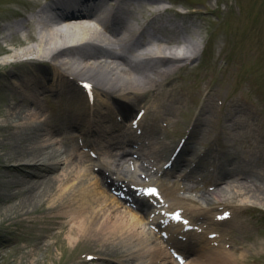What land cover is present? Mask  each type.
<instances>
[{
	"label": "bare ground",
	"instance_id": "1",
	"mask_svg": "<svg viewBox=\"0 0 264 264\" xmlns=\"http://www.w3.org/2000/svg\"><path fill=\"white\" fill-rule=\"evenodd\" d=\"M70 1L50 0L32 16L18 12L16 15L21 16L19 20L5 26L10 30V36L17 35L15 41H19V45L24 47L16 52H11L12 48L8 46L0 48V52H9L8 57L0 60V73L7 66L12 67L13 71L8 79L11 88L1 91L13 99L6 104L7 109L0 123V226L11 224L14 218H19V222L30 221L35 242L24 252L29 260L28 264H38L40 246H48L50 240L59 241L66 227L70 242L95 241L96 252L86 253L104 258L105 264H127L130 261L133 264H167L165 250L156 243L151 244L150 234L144 225L146 221L133 210L116 209L117 196L110 188L116 182L115 179L110 177L109 180V175L102 171V179L98 180L93 171L82 165V158L76 156L75 146L69 141L66 142L67 151L74 156L73 160H58L56 156L61 152L58 145L60 142L52 134L62 130L60 124L51 123L48 117L36 123L29 122L33 114L28 110L25 112L23 107L33 104L39 108L34 111L41 110L33 99L38 93L76 96L79 92L78 80L89 81L94 85L97 95L102 99L99 104L105 109L102 119L113 118L116 109H121L115 97L137 106L150 89L163 86L179 69L178 62L184 58L172 56L176 49L166 51L164 46L176 42L173 34L180 24L170 26L168 21H161L158 16L154 19L155 25L152 22L144 25L149 29L153 28V31L149 30L141 36H138L137 31L121 35L114 27L99 24L94 17L64 19ZM95 1H99L108 12L121 14L128 10L124 0ZM160 3L161 0H148L144 7L146 15L149 9L153 10L152 7ZM61 19L68 21L66 28H57L58 20ZM24 21L28 24V30L26 36L21 37L18 33L23 31ZM166 29L170 33L164 34ZM148 34L153 36L159 46L151 54L155 62L149 67L140 63L134 64V71L137 72L134 76L125 73L114 57L99 51L100 44L109 46L111 43L118 46L130 44L127 47L133 50ZM125 61L130 59H123ZM43 62H50L51 65L44 69L40 65ZM27 96H31V100L26 99ZM17 99H21L22 103L17 102ZM239 99L234 106V112L227 119L240 139L247 138L254 142L256 132L264 129V126L259 125L258 131L254 126L256 120H262L256 111L258 107L250 102L245 104ZM208 112L204 108L201 116ZM202 118L199 121V131L194 133V139L201 137V131L207 124L208 118ZM90 122L96 127L101 125L97 119ZM245 126L251 130L244 131ZM17 128L20 129V134ZM99 132L95 137L99 136ZM115 141H112L115 144L113 146L118 147L125 140L118 138ZM192 146L190 144L185 147L182 155L191 150ZM234 155L228 153V159L234 160H230V170H226V167L221 174L222 178L234 175L232 183L239 182L235 167L239 166L240 159L239 156L237 159V154ZM179 160L181 161V157ZM258 176L250 172L246 178L262 185L264 180ZM230 181H227L229 187L222 191L237 197ZM242 184L247 187L245 181ZM261 188L262 191L258 193L257 189L248 187L250 192L264 199V185ZM46 200H50V204L43 209L41 205ZM61 207L64 208L58 210ZM57 210L58 213L44 215ZM10 238H5L1 246H7ZM212 263L240 264L233 252L219 255Z\"/></svg>",
	"mask_w": 264,
	"mask_h": 264
},
{
	"label": "rangeland",
	"instance_id": "2",
	"mask_svg": "<svg viewBox=\"0 0 264 264\" xmlns=\"http://www.w3.org/2000/svg\"><path fill=\"white\" fill-rule=\"evenodd\" d=\"M171 1L182 6L174 4V7L179 8V13H184L182 15L188 21L185 29L187 35L205 41L207 48L201 58L191 64L181 63L179 69L172 74V77L177 81L176 86L182 87L178 93H174L170 86L160 89L157 96L148 91L144 100L137 106L120 97H115V100L119 102L118 106L121 108L118 110L133 115L138 107L145 106L149 112L147 123L153 117H157L159 119L158 129L165 124L172 133L169 134V140L166 142L168 150L174 148L184 135L189 134L195 119L208 118L207 123L209 124L207 125L210 127L213 120H219L221 117L224 121V145L232 148L233 150L230 149L231 152L237 151L242 154L247 169L260 171L264 166V139H262L259 151L250 153L249 150H242V145L246 144L243 140L238 139L237 131L231 127V122L227 116L234 112L236 101L244 96L247 99L244 102L250 101L256 104L257 113L264 119V0ZM48 2L50 0H0V34L4 39H0V48L4 49L8 46L12 48L11 52L21 51L24 45L21 47L19 41H15L17 35L11 37L10 30L6 29L5 26L19 20L21 16L16 15L18 12L22 11L25 16H32ZM183 8H186V12H182L184 11ZM179 18L182 19V17ZM22 23L23 31L18 33V36L21 37L26 36L28 30L27 22ZM200 34L202 39H200ZM183 36L180 35L181 38ZM8 55L9 52L7 51L0 52V60L8 57ZM40 65L46 69L51 63L43 62ZM12 73L10 66L4 67L0 73V123L4 118V111L7 109L6 104L13 99V97L1 93V91L11 88L8 79ZM98 97L99 95H97ZM21 99L23 100V98ZM21 99H17V102L22 103ZM26 99L31 100V96H27ZM33 99L34 103L41 107V110L34 111L35 108H39L33 104L23 107L25 112L28 110L29 113L33 114L32 118L28 120L29 122L36 123L40 120L43 121L42 118L48 117L51 123L67 122L68 124V122L76 119L79 123L86 124L77 128L66 125L63 132L79 130L90 133V130H94L93 126L90 125V120H101L105 113V109L98 103L95 105L89 102L87 94L81 88H79L78 95L73 97L46 96L38 93L37 97ZM59 102H63L67 108L57 107ZM204 108H207L209 112L201 116ZM223 113L226 114L225 119L222 116ZM105 122H102L101 125L104 126ZM104 129H109V123L105 124ZM16 130L20 134V129L17 128ZM244 130H248V127L245 126ZM60 136L61 134H54L53 138L59 139ZM205 138V133H203L200 138L195 140L191 137L190 142H194L195 149L200 151L206 144ZM97 146L100 149L101 146ZM213 154L208 156V161L212 160ZM248 155V160L245 161ZM67 158L66 156L63 157L65 160ZM54 195L56 196L55 193ZM247 200H250L249 202H252L253 205L262 204L264 206V199L259 198L258 195H251ZM49 204L50 200H46L41 208L46 209ZM62 208L64 207L58 210H62ZM58 210L44 212V215L58 213ZM257 225H260L258 221L251 225L252 232L248 233L252 237L249 243L254 244L255 242L261 253H256L255 249L250 250V245L247 243L244 250L238 247L241 249L239 255L242 261L264 257V235L257 234L259 232H256ZM33 236L35 234L31 231L30 221L22 220L19 222V218H14L11 224L1 225L0 264H28L29 260L26 259L24 252L34 244ZM8 237L12 238L9 239V244L7 243L8 245L5 247L1 246L4 243L3 240ZM67 237L68 228L66 227L59 241L50 240L46 247L41 245L37 254L38 264L106 263L105 259L101 258L93 262L90 261V263L84 262L86 252H96L95 241L70 242ZM241 237L242 235L239 234L240 240ZM236 252L238 251L236 250ZM251 254L252 256L249 257ZM127 264H132V262Z\"/></svg>",
	"mask_w": 264,
	"mask_h": 264
},
{
	"label": "snow or ice",
	"instance_id": "3",
	"mask_svg": "<svg viewBox=\"0 0 264 264\" xmlns=\"http://www.w3.org/2000/svg\"><path fill=\"white\" fill-rule=\"evenodd\" d=\"M156 190L155 189H150L149 194H155Z\"/></svg>",
	"mask_w": 264,
	"mask_h": 264
}]
</instances>
